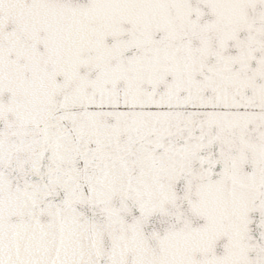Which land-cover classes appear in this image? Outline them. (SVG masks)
Masks as SVG:
<instances>
[{
	"label": "snow or ice",
	"instance_id": "1",
	"mask_svg": "<svg viewBox=\"0 0 264 264\" xmlns=\"http://www.w3.org/2000/svg\"><path fill=\"white\" fill-rule=\"evenodd\" d=\"M0 264H264V0H0Z\"/></svg>",
	"mask_w": 264,
	"mask_h": 264
}]
</instances>
